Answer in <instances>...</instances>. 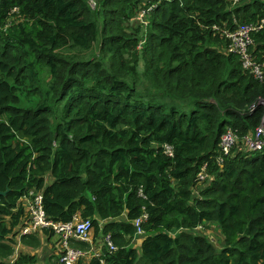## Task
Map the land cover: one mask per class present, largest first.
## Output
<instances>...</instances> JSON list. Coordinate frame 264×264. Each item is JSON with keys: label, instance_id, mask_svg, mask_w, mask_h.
<instances>
[{"label": "trees", "instance_id": "16d2710c", "mask_svg": "<svg viewBox=\"0 0 264 264\" xmlns=\"http://www.w3.org/2000/svg\"><path fill=\"white\" fill-rule=\"evenodd\" d=\"M263 18L264 0H0V264L38 195L46 220L91 223L99 255L76 264H264V144L245 143L264 78L222 36ZM252 38L264 62V23Z\"/></svg>", "mask_w": 264, "mask_h": 264}, {"label": "built area", "instance_id": "2783aa9c", "mask_svg": "<svg viewBox=\"0 0 264 264\" xmlns=\"http://www.w3.org/2000/svg\"><path fill=\"white\" fill-rule=\"evenodd\" d=\"M240 0H232V5H235ZM264 18L259 25L253 23H237L234 30H221L222 36L228 42L227 52L236 55L241 61V67L248 71L255 79L261 81L264 78V62L255 59L251 47L254 44L252 34L262 28ZM256 105H262L263 116L261 118L259 126L255 129L254 135L247 136L245 143L250 150H258L264 141L261 139L264 136V99L259 98L254 103L250 112L254 110ZM236 136L228 128L222 135L220 141V150L224 155H229L231 148L235 144ZM170 152L169 147H165ZM207 175L202 170L199 173V184L202 186V182L205 181ZM33 194V190L29 191V195ZM27 197V196H26ZM23 203L26 209H28V223L21 227V233L27 234L32 231L41 230L44 228H52L60 237V263L61 264H75L80 257H93L98 256V248H95L92 243V226L88 221H81L75 218V221L68 223H55L50 220H46L42 207L41 196L38 195L33 201L28 198H24ZM25 218V217H24ZM146 218L143 215L140 220H136L135 226L137 228V234H142V230L139 228V223ZM70 240L89 242L90 246L87 251L77 249L70 245ZM103 242L107 245L109 251H114L116 247L111 241L109 235L103 237Z\"/></svg>", "mask_w": 264, "mask_h": 264}, {"label": "crops", "instance_id": "0c3cea01", "mask_svg": "<svg viewBox=\"0 0 264 264\" xmlns=\"http://www.w3.org/2000/svg\"><path fill=\"white\" fill-rule=\"evenodd\" d=\"M25 216L22 217V220ZM10 240L11 246L13 248V254L9 256L7 259L4 260V262L10 264L15 262L21 255H30L34 256L36 258V262L33 264H39V259L48 261L49 264H55L53 263L54 259L57 263L56 256L58 255V238L56 236L50 237L48 235L43 234L42 232H39L37 234V237L39 239V246L37 248H31L29 246H26L23 244L21 237L22 234L19 232V225L12 231V234H10ZM140 241H134V245L138 243L140 246ZM93 246L97 247V241L93 242ZM136 247V246H135ZM87 261V260H84ZM44 263V262H43Z\"/></svg>", "mask_w": 264, "mask_h": 264}, {"label": "rangeland", "instance_id": "374dc122", "mask_svg": "<svg viewBox=\"0 0 264 264\" xmlns=\"http://www.w3.org/2000/svg\"><path fill=\"white\" fill-rule=\"evenodd\" d=\"M88 3L90 4L91 8H94L95 7V4H96V0H88ZM48 183H49V180L47 178V184ZM26 215H27V213H26ZM6 221L8 223L9 220L6 219ZM38 231L39 230H36L37 234H38ZM195 232L197 234H204V235H206L208 237V240L209 241H212L215 244V246H216L217 249H220L222 247V238L223 237H222V235L220 233V230L218 229V227L216 225L212 224V225H209V226L206 227V224H205L203 226H198L197 229L195 230ZM20 234H21V232H20ZM54 236H56V235H54ZM54 236H52V237H54ZM99 240H100V238H99ZM135 246L138 247V243ZM56 258H57V263H56V260L55 259H54L53 263H55V264H61L60 263V253L59 252H58V255L56 256ZM39 262H41L39 264H49L48 261H47V259L46 260L39 259Z\"/></svg>", "mask_w": 264, "mask_h": 264}, {"label": "clouds", "instance_id": "9594fccd", "mask_svg": "<svg viewBox=\"0 0 264 264\" xmlns=\"http://www.w3.org/2000/svg\"><path fill=\"white\" fill-rule=\"evenodd\" d=\"M261 106H262V105H261ZM249 111H250V110H249ZM23 220H24V219H23ZM21 227H22V226H19V232H21ZM51 229H52V228H51ZM39 232H42V231L39 230L38 233H39ZM42 233H43V232H42ZM21 234H22V233H21ZM43 234H44V233H43ZM46 234H47V233H45V235H46ZM22 235H26V234H22ZM47 235L50 236V237H52V236H54V235L57 236V238H58V252L60 253V244H59V242H60V237H59V235H58L57 233H55V232H54V235H50V234H47ZM104 236H105V235L102 236L101 241H103V237H104ZM76 242H82V241H74V240H70L69 243H70L71 246L76 247L77 249H81V250H83V251H87V250H88V248H87V249H82V248H80V247H78V246H75L74 243H76ZM91 243H92V242H91ZM89 244H90V243H89ZM92 245H93V243H92ZM96 248H98V246H97ZM82 258H83V259H82ZM90 258H91V257H89V256H88V257L86 256V258H85V257H80V258L77 260V262H78V261L89 260ZM77 262H76V263H77ZM76 263H75V264H76Z\"/></svg>", "mask_w": 264, "mask_h": 264}, {"label": "water", "instance_id": "95a60500", "mask_svg": "<svg viewBox=\"0 0 264 264\" xmlns=\"http://www.w3.org/2000/svg\"><path fill=\"white\" fill-rule=\"evenodd\" d=\"M7 192H8V188H6L5 191H0V196H4V195H6Z\"/></svg>", "mask_w": 264, "mask_h": 264}]
</instances>
